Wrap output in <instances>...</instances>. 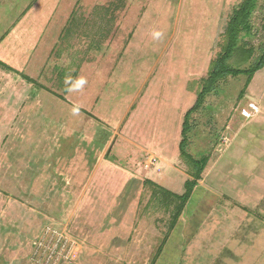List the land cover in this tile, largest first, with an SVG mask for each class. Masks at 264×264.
<instances>
[{"label": "rangeland", "instance_id": "1", "mask_svg": "<svg viewBox=\"0 0 264 264\" xmlns=\"http://www.w3.org/2000/svg\"><path fill=\"white\" fill-rule=\"evenodd\" d=\"M244 2L0 0V264H264V67L192 111L186 151L209 159L172 231L163 191L193 179L185 117ZM20 19L32 33L5 41ZM243 34L229 65L246 70L264 0Z\"/></svg>", "mask_w": 264, "mask_h": 264}, {"label": "trees", "instance_id": "2", "mask_svg": "<svg viewBox=\"0 0 264 264\" xmlns=\"http://www.w3.org/2000/svg\"><path fill=\"white\" fill-rule=\"evenodd\" d=\"M258 6V0H245L244 4L241 6L240 11H238V14L234 18V22L229 27V42L227 45V48L225 49V52L223 55L217 60L214 69L211 72V75L209 77L208 84L202 89L200 92L198 99L193 107L187 112L186 119L183 124L182 134L183 139L180 143V151L182 156L191 164V167L193 168V179H190L186 181V192L182 195H178L175 193H172L169 190H163L166 194L175 196L180 200V207L177 215H175V218L173 219V222L171 223L170 231L174 229V227L177 224L178 221V215L180 214V211H183V209L189 204L190 201H192V198L194 195L198 196L197 187H200L199 181L202 179V173L205 170L207 163H208V156H203L201 159H196L192 155H189V153L186 151V132L189 128L188 126V120L192 113V111L201 104V102L204 100L205 95L212 90L213 83L215 80H217L220 77L226 76V75H237L242 73L249 74V84L250 81L255 76V73L261 70L264 67V54L258 58V60L255 62V64L252 66L251 69H235L229 65V60H231L232 56L234 55L237 47L238 38L243 34H249L250 28H251V16L253 15L254 11L256 10ZM248 84V85H249ZM197 192V193H196ZM200 192H202V188H200ZM168 236V234H167ZM167 236L164 239V242L167 240ZM163 243L159 247V254L162 251ZM158 256V255H157Z\"/></svg>", "mask_w": 264, "mask_h": 264}, {"label": "crops", "instance_id": "3", "mask_svg": "<svg viewBox=\"0 0 264 264\" xmlns=\"http://www.w3.org/2000/svg\"><path fill=\"white\" fill-rule=\"evenodd\" d=\"M25 17H26V16H25ZM26 18H27V17H26ZM19 21L22 23V29L20 28V27H21V23L17 25V23H18ZM19 21H18V22H15L16 24L12 22V26L15 25L14 28L11 26V27L7 30V32L2 36L3 39H5V41H6L7 39H9V38L15 36V33H12V30H13V32H14V31H15V32H16V31H19L20 34H23V36L26 35L25 32H28V34H30V32L32 33V27H33V26L27 25V27H26V23L28 22L26 19H22V20L20 19ZM25 27H26V28H25ZM11 33H12V34H11Z\"/></svg>", "mask_w": 264, "mask_h": 264}, {"label": "built area", "instance_id": "4", "mask_svg": "<svg viewBox=\"0 0 264 264\" xmlns=\"http://www.w3.org/2000/svg\"><path fill=\"white\" fill-rule=\"evenodd\" d=\"M250 110L249 109H247V108H243L242 110H241V114H242V116H244V117H246V118H250L252 115H253V113H255V112H258L259 111V107L256 105V104H254V103H250Z\"/></svg>", "mask_w": 264, "mask_h": 264}]
</instances>
